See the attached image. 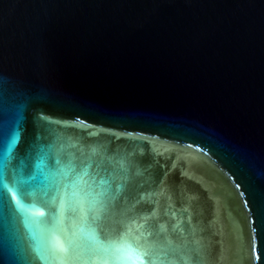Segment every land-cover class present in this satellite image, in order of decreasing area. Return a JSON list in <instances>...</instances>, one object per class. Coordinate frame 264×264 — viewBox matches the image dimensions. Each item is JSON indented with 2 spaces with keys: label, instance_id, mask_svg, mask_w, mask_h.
I'll list each match as a JSON object with an SVG mask.
<instances>
[{
  "label": "water",
  "instance_id": "95a60500",
  "mask_svg": "<svg viewBox=\"0 0 264 264\" xmlns=\"http://www.w3.org/2000/svg\"><path fill=\"white\" fill-rule=\"evenodd\" d=\"M0 126L25 178L41 151L104 160L107 209L77 242L115 241L108 264H148L141 231L155 264H264V0H0ZM53 163L0 204V251L102 264L61 252Z\"/></svg>",
  "mask_w": 264,
  "mask_h": 264
},
{
  "label": "snow or ice",
  "instance_id": "6c2138e0",
  "mask_svg": "<svg viewBox=\"0 0 264 264\" xmlns=\"http://www.w3.org/2000/svg\"><path fill=\"white\" fill-rule=\"evenodd\" d=\"M3 132V127L0 126V133ZM16 137L13 136L12 142L9 144V152L12 144L15 143ZM54 161L53 168L61 169L62 175L58 180H53L43 192L42 204L48 208V214L57 222L62 223L67 221L68 226L64 229L65 247L61 252L67 253L73 249H79V254L67 257L71 261H79L84 259L101 260L102 264H108V258L122 260L124 258L115 256V251H118L116 242L109 241L105 246L100 243L99 247L88 244L87 242H77V231H82L84 225L91 220L95 222L101 218V213L107 209V200L109 192V181L101 178L97 182V175L101 172H107L104 167V160L93 161L91 159L81 160L79 164L71 160L65 164L61 156L57 154H49L41 151L37 156L36 171L29 172L25 178V168H20L12 164L11 157H6L3 164H0V204L7 206L10 202H15L17 207H20V201L16 197L23 196L25 190L33 186L28 184V181L35 179L37 172L43 171L46 161ZM95 165V173H90ZM109 176L112 173H108ZM101 185L108 187L101 188ZM11 193V195H9ZM12 212V209H8ZM132 224L138 229H143L145 223L142 220L139 225L133 220ZM131 228L128 229L130 233ZM99 243V242H98ZM136 245V251L145 257L148 264H155V261L160 260V256L155 255L153 247L144 238V233L141 231L139 235L133 236L129 248ZM99 253V255H97ZM167 259V253L163 254ZM52 259L58 264H64L65 257L56 256L52 252ZM0 264H8L4 259L3 252L0 251Z\"/></svg>",
  "mask_w": 264,
  "mask_h": 264
}]
</instances>
